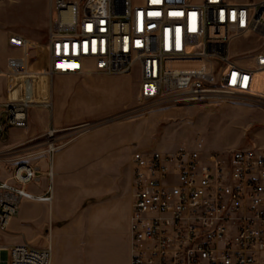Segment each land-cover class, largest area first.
<instances>
[{
	"label": "built area",
	"instance_id": "obj_1",
	"mask_svg": "<svg viewBox=\"0 0 264 264\" xmlns=\"http://www.w3.org/2000/svg\"><path fill=\"white\" fill-rule=\"evenodd\" d=\"M239 39L262 44L237 54ZM8 43L30 41L13 34ZM47 53L50 77L137 72L140 96L156 107L246 100L264 71V0H52ZM8 66L17 73L24 60L9 56ZM34 105L0 100V138L27 127ZM56 133L45 134L48 153L60 146ZM131 166V264H264V149L210 151L198 137L136 149ZM36 180L28 163L0 179V230ZM0 247L8 264H52L50 243Z\"/></svg>",
	"mask_w": 264,
	"mask_h": 264
},
{
	"label": "rangeland",
	"instance_id": "obj_2",
	"mask_svg": "<svg viewBox=\"0 0 264 264\" xmlns=\"http://www.w3.org/2000/svg\"><path fill=\"white\" fill-rule=\"evenodd\" d=\"M51 1L0 0V97L5 102L31 100L38 107L51 102L46 108L58 128V144L89 141L74 148L88 150L91 157L90 164L84 166L85 171L90 166V175L82 208L75 215L89 219L94 203L119 204L116 211L104 217L103 224L94 228L95 246L101 256L108 242L118 245L127 226L133 201L131 156L136 149L172 150L191 145L198 137L210 151L264 149V71L257 73V85L249 99L162 108L140 96L137 72L50 77L46 70ZM13 34L26 36L28 49L9 45L8 37ZM234 43V51L243 54L258 48L262 41L239 39ZM9 56L24 60L19 72L9 68ZM79 161L75 157L71 162L75 165L71 166V175L76 173ZM39 239L46 240L43 236Z\"/></svg>",
	"mask_w": 264,
	"mask_h": 264
},
{
	"label": "crops",
	"instance_id": "obj_3",
	"mask_svg": "<svg viewBox=\"0 0 264 264\" xmlns=\"http://www.w3.org/2000/svg\"><path fill=\"white\" fill-rule=\"evenodd\" d=\"M0 100L6 101L1 97ZM50 118L46 107L34 106L27 127L11 128L0 138V179H10L21 163L37 167L38 176V180L25 184L26 190L33 197L22 198L19 211L10 220L7 229L0 230V246L29 244L43 248L50 243L53 250L52 264H131L133 201L120 242L117 246L108 242L99 256L94 228L103 224L104 217L116 211L119 204L97 202L90 206L92 213L88 214L89 219L88 216L86 219L84 215H75L82 208L84 187L90 175V166L87 171L84 166L90 164L91 157L88 150L75 151L74 148L86 146L89 141L72 140L61 144L55 152L48 153L45 134L52 127L58 129ZM75 153L78 155L75 156ZM75 157L80 159L77 163L79 167L71 175V162ZM49 170L52 171V178ZM47 196H50V201L39 198ZM40 236L46 240H40ZM9 257V252L0 247V264H8Z\"/></svg>",
	"mask_w": 264,
	"mask_h": 264
},
{
	"label": "bare ground",
	"instance_id": "obj_4",
	"mask_svg": "<svg viewBox=\"0 0 264 264\" xmlns=\"http://www.w3.org/2000/svg\"><path fill=\"white\" fill-rule=\"evenodd\" d=\"M188 63H189V62H185V63L183 62V63H180V64H188ZM260 72H263V71H260Z\"/></svg>",
	"mask_w": 264,
	"mask_h": 264
}]
</instances>
